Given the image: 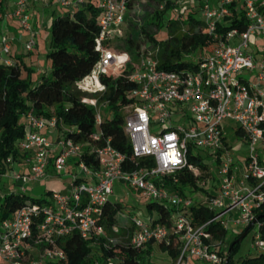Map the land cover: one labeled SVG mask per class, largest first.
Listing matches in <instances>:
<instances>
[{"label": "built area", "instance_id": "2783aa9c", "mask_svg": "<svg viewBox=\"0 0 264 264\" xmlns=\"http://www.w3.org/2000/svg\"><path fill=\"white\" fill-rule=\"evenodd\" d=\"M56 1L61 6L75 8L84 0ZM166 1H160V6ZM172 1L177 11H181L185 3L194 7L198 3L206 22L203 31L214 37L212 48L196 60L195 66L167 69L159 66L156 52L142 50L136 60L118 52L117 39L122 36V25L132 10L130 0H98L96 45L100 55L91 71L75 81L78 88L95 96L90 103L95 106L96 122L100 124L102 106L107 103L100 99L107 89L101 76L121 73L128 63L132 64L128 76L136 82L131 90L136 100L126 110L125 130L134 153L151 155L155 164L125 168L126 154L113 145L110 138L101 144L77 141L72 136L54 140L43 128L57 126V117L28 110L24 115L26 132L18 146L26 153L29 171L16 172V177L24 182L40 179L48 175L50 165L61 172L73 162L71 177L66 189L52 191L50 201L29 200L0 221L2 258L13 264H48L67 258L59 239L74 231H79L84 238L95 236L96 239L100 235L124 233L129 229L125 224H113L107 229L99 222L116 181L175 207L170 224L154 221L150 215H133V228L124 244L143 248L150 241L168 240L176 233L180 244L174 264H200L201 261L224 264L229 252L223 249L225 239L209 226L219 222L230 230L255 220L253 246L264 249L263 221L257 216L258 208L264 203V50H260L258 43L251 48L253 37L264 38V0ZM233 1L242 4L246 25L219 32L218 24L225 21ZM4 3L0 0V17H3ZM11 14L29 32L25 47L32 50L37 40L29 0H14ZM14 38L6 30L1 32L0 65L13 63L12 57L5 54L11 53ZM243 72L250 75H241ZM226 118L239 124L250 144V152L240 171L235 167L225 138L223 122ZM154 122L165 125L155 131L151 129ZM101 136L99 127L92 137L98 140ZM190 145L195 153L197 148H203L218 158L223 152L227 154L219 168V190L205 198L213 216L202 222L194 220L190 208L193 199L163 183L166 175L179 169L201 173L202 167L189 159ZM87 147H90L89 153L96 156L97 164L83 158ZM95 264L123 263L113 254Z\"/></svg>", "mask_w": 264, "mask_h": 264}, {"label": "trees", "instance_id": "16d2710c", "mask_svg": "<svg viewBox=\"0 0 264 264\" xmlns=\"http://www.w3.org/2000/svg\"><path fill=\"white\" fill-rule=\"evenodd\" d=\"M133 4L134 0H130L132 8ZM229 6L230 12L226 14L225 21L218 24L219 32H225L233 26L244 28L246 25L245 10L242 4L239 1H233ZM200 11V8H195L194 4L188 3L183 5L181 11H177L175 3L172 0H167L162 8L157 9L158 20H154L155 16L152 15L146 21L145 25L152 21L159 25L164 20L167 25V37L164 39H158L156 32L155 34L149 33L145 26L143 27L148 38L156 44L155 52L160 67L179 69L185 66H195L196 61L189 60V56L205 52L206 47L213 46L214 37L203 31L206 22L200 15ZM99 15L98 4L92 0H84L77 7L67 8L52 18L51 49L48 53L52 62L51 75H43L38 82L32 83L33 68L25 61L23 54L16 55L13 63L0 65L1 174L7 172L12 161L18 160L26 154L20 150L18 142L26 132V123L23 118L28 110H33L37 115H55L58 127L68 126L63 136H72L77 141L101 144L110 138L112 144L126 154L125 168L132 169L136 166L155 164L151 155H136L134 153L131 138L125 130V106L136 100L131 95V90L136 86V82L128 76L133 67L131 63H128L121 73L110 72L101 76L107 84V89L100 99L107 101L106 106L109 113L103 114L99 124L102 131L101 138L97 140L92 137V134L97 130L96 109L92 103L83 99L85 92L76 89L75 81L88 74L99 58L100 53L96 45ZM136 35L126 36L127 45L133 57L141 53ZM236 131L243 132L240 126ZM89 148L85 149L83 158L89 163L97 164V158L93 153H89ZM188 155L190 161L195 162L203 169L207 168V164L202 161L199 154L194 152L191 145ZM10 156L12 159L8 160ZM173 174L177 176V180H174L172 174L166 175L163 180V183L170 189H177L185 195V189L189 188L190 184L198 187L192 171L184 168ZM205 190L209 196L214 194L208 189ZM49 192V196L39 197L16 191L5 194L3 198H0V221L11 216L18 207L29 200L50 201L52 190ZM123 206L122 201L109 198L103 207L99 222L104 224L107 229H111L113 224H126L127 217L121 213ZM147 206L151 210L149 215L154 221L171 223L175 210L173 205L153 199L147 202ZM190 208L196 222L205 221L214 213L205 200L194 202ZM153 209L156 210V214H153ZM120 216L124 218L120 220ZM257 216L263 221L261 229L264 237V203L258 208ZM209 229L221 237L228 234V230L219 222L212 223ZM242 232L237 233L231 242L228 258L224 264H264V251L246 256L239 261L234 260L233 253L241 241L237 238ZM103 237L100 235L97 239L95 236L84 238L79 231H74L59 239L67 251V258L48 264H95L97 260H102L113 254L118 255L123 264H156L150 256L153 249L152 241L143 248H137L124 243L106 244ZM96 243H101L102 252L98 254L94 252ZM156 243L168 250L172 256L177 255L180 241L176 233H172L168 240Z\"/></svg>", "mask_w": 264, "mask_h": 264}, {"label": "rangeland", "instance_id": "374dc122", "mask_svg": "<svg viewBox=\"0 0 264 264\" xmlns=\"http://www.w3.org/2000/svg\"><path fill=\"white\" fill-rule=\"evenodd\" d=\"M196 8H199V5L195 6ZM162 8L160 6V3L157 0H135L133 4V8L130 12L129 18L126 21L125 25H122L123 33L122 36H119L117 39V49L120 53H127L129 56L132 57V59L136 60L140 53L133 57L130 49L128 48L127 42H126V36L127 35H133L137 34L138 41L140 44L141 51L146 50L150 52H155L156 44H154L153 41H151L148 36L146 35V31H143V27L145 26V29L149 33L156 32V36L158 39H164L167 37V25L166 22L163 20L158 25L156 22H150L149 24H146V21L149 20V17L154 15V20H158L157 9ZM66 10L65 7L60 6L59 4H54L53 8H48L46 11L50 13V17L52 18L57 15L58 13L64 12ZM4 16V10L1 9ZM199 11V10H198ZM172 13V12H171ZM201 13V11H200ZM32 15V13H31ZM201 15V14H200ZM50 19V18H49ZM10 21V20H9ZM52 21V20H51ZM51 21L49 20L45 23L43 28L41 29L39 35L37 36L40 40V46H39V53L36 51L37 59L38 60H32L30 58V51L25 50L24 52H21L23 54L25 61L32 66L33 72H32V83L38 82L43 75H51V57L49 56V51L51 49ZM12 22V21H10ZM36 23V22H35ZM35 24V29H36ZM12 28V27H10ZM9 28V29H10ZM0 35H1V19H0ZM259 44L260 50H264V38L258 37L255 39L253 37L251 48L255 47V44ZM212 48V46L210 47ZM209 47H206L205 52H200L201 55L205 54L210 51ZM33 50V49H32ZM200 53H197V55H188L189 60L196 61L200 58ZM249 76L250 73H241V75ZM254 79V78H253ZM76 89L78 86L75 84ZM81 91H84L80 89ZM85 94H83V99L87 101H91L95 96L91 93L84 91ZM126 110L129 109L131 106L127 105L125 106ZM102 113L107 114L109 113V109L106 105L102 106ZM176 123H179L177 121ZM224 133L226 135V139L228 143L232 146L230 149L231 155L234 158L235 167L238 171H240L244 165H245V159L248 156L250 152V144L247 141L246 138L242 137L238 132L236 131V128L239 126V124L232 118H226L224 120ZM160 123L154 122L151 124L152 130H159L162 126ZM167 125V124H166ZM97 129H99V123H97ZM196 152L201 156L202 161L207 164V168H201V173H194L196 178V183L198 187L196 188L194 185L189 186L185 189V195L187 197H191L194 202H197L199 200H205L206 195L208 193L205 189H208L211 192H218V182L220 181V173L219 168L221 166V163L224 159H226L227 154L226 152H223L221 157L218 158L214 154H211L208 150L203 148H197ZM22 158V157H21ZM23 160V159H21ZM74 161V159H71ZM20 160H14L11 162V167L7 170L6 173L1 174L0 173V198H3L5 194L16 191V192H26L29 196L33 197H39L43 195H50V190H61L65 188L66 181H67V168L64 171L58 172L56 170H52L51 173L45 177L40 178L38 180H27L23 181L21 178H17L15 173L16 172H28V166L25 161L20 163ZM173 175L174 180H177V176ZM111 198L117 199L123 202V213L127 217V221L125 222L129 229H125L124 233L122 234H115L112 233L111 235L104 236V242L105 243H125L128 241L129 234L132 231V217L135 214H138L140 216H147L150 214L151 210L147 206V202L153 200L149 196L142 195L140 191L134 187H131L127 184H125L122 181H116L114 186V192L111 195ZM153 214H156V210H152ZM120 213V212H119ZM124 218L123 216H120V220ZM247 224L239 225L238 227H235L234 229L228 230V234L224 236L225 242L223 243V249L227 252L229 250L231 242L234 240L237 233L242 232ZM255 233H256V226L253 225L250 230L243 236L241 239L237 249L233 253V258L235 261H239L240 259L255 255L259 253L260 251H264V249H260L258 247L253 246V242L255 239ZM221 237V236H220ZM101 243H96L94 252L95 254H98L102 252L100 249ZM151 259L156 264H174L175 257L170 254L168 250H165L163 247H161L158 243H153V249L150 254ZM0 264H13V262L6 260L0 256ZM200 264H211V263H205L200 262Z\"/></svg>", "mask_w": 264, "mask_h": 264}, {"label": "crops", "instance_id": "0c3cea01", "mask_svg": "<svg viewBox=\"0 0 264 264\" xmlns=\"http://www.w3.org/2000/svg\"><path fill=\"white\" fill-rule=\"evenodd\" d=\"M4 1H5V3L1 7L2 10H4V16L0 17V19H1V32L6 30L9 32L10 35H13L15 37L13 39V43H12L13 45H12L11 53L5 54V56L6 57H12V59H15L16 55H21V52H24L25 50H27L25 47V41L29 37V32L26 29L22 28L20 26L18 20L16 18H14V16L11 14V9H12L14 0H4ZM85 1H88V0H85ZM92 1L98 3V0H92ZM56 3L59 4L56 0H50L49 2H45L43 0H29V11L32 13V21H33L34 27H35V24L38 25V26H36V29H35L36 30V40H37L36 45L34 46L33 51L30 52L31 53L30 58L32 60H34V59L38 60L36 57H37V54L39 53L40 40L38 39L37 36L39 35V33H40L41 29L43 28V26L45 25V23L48 20H49V22L52 20V16L50 17V13L48 11H46V9L53 8L54 4H56ZM63 7H65L66 9L70 8L68 6H63ZM9 20L12 22H10ZM10 27H12V28H10ZM27 51H30V50H27ZM36 51H38V53H36ZM23 119H25V121H26V118H23ZM66 129H68L67 125H63L62 128H60L58 126L47 125L43 128V131L48 133L52 139L56 140L57 138L64 135V132L66 131ZM238 134H240L242 137L246 138L244 131L242 133H238ZM225 138H226V135H225ZM226 141H227V139H226ZM227 143H228V141H227ZM228 145L231 149L232 146L229 143H228ZM21 159H23V160H21ZM18 160L21 161L20 163L25 161L27 166H28V171H29V161L27 160V157L22 156V158H20ZM72 164H73V162H71L69 168L67 169L66 186L70 181V177H71L70 176L71 175L70 170L72 168V166H71ZM53 169H54L53 166L50 165L49 169H48V173L50 174ZM47 176H49V175H47ZM43 178H45V177H43ZM30 180H38V179L32 178ZM66 186L62 190L66 189ZM218 189H219V182H218Z\"/></svg>", "mask_w": 264, "mask_h": 264}, {"label": "water", "instance_id": "95a60500", "mask_svg": "<svg viewBox=\"0 0 264 264\" xmlns=\"http://www.w3.org/2000/svg\"><path fill=\"white\" fill-rule=\"evenodd\" d=\"M254 221H252L251 223H249L246 228L244 229V231L242 232V234L237 238V240H241L243 238V236L250 230V228L254 225Z\"/></svg>", "mask_w": 264, "mask_h": 264}]
</instances>
